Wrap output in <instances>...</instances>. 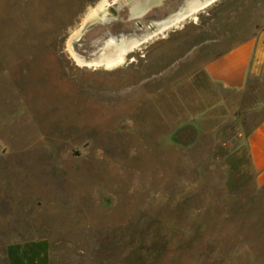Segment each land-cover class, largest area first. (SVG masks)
Instances as JSON below:
<instances>
[{
    "label": "rangeland",
    "instance_id": "374dc122",
    "mask_svg": "<svg viewBox=\"0 0 264 264\" xmlns=\"http://www.w3.org/2000/svg\"><path fill=\"white\" fill-rule=\"evenodd\" d=\"M97 2L0 0V264L7 244L37 238L51 264H264V183L247 143L264 122V60L239 91L205 73L264 36V0L197 9L109 70L67 51ZM119 15L73 51L94 61L131 35Z\"/></svg>",
    "mask_w": 264,
    "mask_h": 264
},
{
    "label": "bare ground",
    "instance_id": "6f19581e",
    "mask_svg": "<svg viewBox=\"0 0 264 264\" xmlns=\"http://www.w3.org/2000/svg\"><path fill=\"white\" fill-rule=\"evenodd\" d=\"M162 1L163 0H98L86 15L81 27L70 36L67 45L68 53L78 65L80 64L87 68H104L108 70L115 68L122 64L125 55L129 51L133 49L136 50L135 47H140V45L147 43L156 35L163 34L172 27L181 24L188 17H193L197 9L206 8L217 0H183L179 9L169 11L162 17L164 12L161 18L145 19L146 14L150 10L159 9L162 6ZM124 8L128 10L132 29H136L131 35H125L119 32L118 37H116L118 39L110 37L105 42L102 54L94 61H87L73 51L71 43L78 41L89 26L109 25L122 22L119 13Z\"/></svg>",
    "mask_w": 264,
    "mask_h": 264
},
{
    "label": "crops",
    "instance_id": "0c3cea01",
    "mask_svg": "<svg viewBox=\"0 0 264 264\" xmlns=\"http://www.w3.org/2000/svg\"><path fill=\"white\" fill-rule=\"evenodd\" d=\"M264 60V36L236 46L220 57L208 62V78L226 90L239 91L246 79L255 73ZM252 166L258 180L264 183V122L247 138ZM6 264H51L49 243L46 239L23 240L6 245Z\"/></svg>",
    "mask_w": 264,
    "mask_h": 264
},
{
    "label": "water",
    "instance_id": "95a60500",
    "mask_svg": "<svg viewBox=\"0 0 264 264\" xmlns=\"http://www.w3.org/2000/svg\"><path fill=\"white\" fill-rule=\"evenodd\" d=\"M163 1H164V0H163ZM163 1H162V2H163ZM82 35H83V34H82Z\"/></svg>",
    "mask_w": 264,
    "mask_h": 264
}]
</instances>
